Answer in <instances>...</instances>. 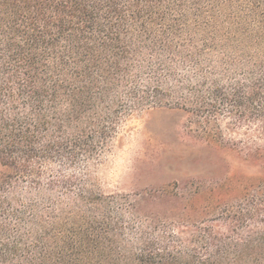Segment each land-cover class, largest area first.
Here are the masks:
<instances>
[{
    "label": "trees",
    "instance_id": "1",
    "mask_svg": "<svg viewBox=\"0 0 264 264\" xmlns=\"http://www.w3.org/2000/svg\"><path fill=\"white\" fill-rule=\"evenodd\" d=\"M184 3L0 0V264H264V23L225 37L248 52V82L214 80L193 110L219 149L218 103L247 124L245 144H229L249 173L192 193L72 198L71 180L53 172L105 142V116L114 126L144 102L136 83L159 77L164 53L185 57L173 15ZM161 200L164 210L144 211Z\"/></svg>",
    "mask_w": 264,
    "mask_h": 264
},
{
    "label": "rangeland",
    "instance_id": "2",
    "mask_svg": "<svg viewBox=\"0 0 264 264\" xmlns=\"http://www.w3.org/2000/svg\"><path fill=\"white\" fill-rule=\"evenodd\" d=\"M253 1L257 12L253 11ZM173 15L182 17L178 28L183 38L177 36L178 42L188 41L183 52L186 58L172 59V55L164 53L167 64L159 69V77L146 73L136 83V91L146 96L144 102L128 111L121 109L114 126L108 124L109 116H105V142L99 143L102 135L95 148L88 153L82 151L74 163H55L54 174L71 180L68 191L72 198L83 193L158 195L160 189L170 194L192 193L230 173L250 172L237 162L229 144L231 140L245 144L247 124L229 116L227 106L218 103L225 141L215 142L221 145L219 149L208 143L201 116L193 110L201 105L199 96L209 97V86L214 80L228 89L248 82L249 73L242 67L248 52L242 51L240 43L228 44L229 38L225 37L239 31L243 40L245 31L235 27L249 23L258 30L264 23V0H185L183 8ZM161 32L160 28L155 31ZM211 42L213 47L205 50V44ZM157 91L162 96L156 95ZM125 103L129 107L134 104L130 98ZM211 118L216 121L214 116ZM148 204L153 207L146 206L144 211L159 212L167 207L163 200Z\"/></svg>",
    "mask_w": 264,
    "mask_h": 264
}]
</instances>
